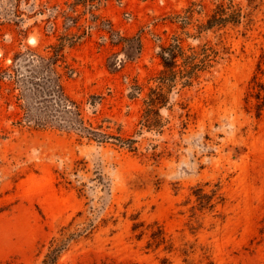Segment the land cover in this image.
Segmentation results:
<instances>
[{
  "label": "rangeland",
  "instance_id": "374dc122",
  "mask_svg": "<svg viewBox=\"0 0 264 264\" xmlns=\"http://www.w3.org/2000/svg\"><path fill=\"white\" fill-rule=\"evenodd\" d=\"M220 5L239 22L208 29ZM206 43L218 62L189 84L185 57ZM1 69L0 264H38L63 228L91 223L57 264H264V0H0ZM59 79L134 150L61 125L77 117Z\"/></svg>",
  "mask_w": 264,
  "mask_h": 264
},
{
  "label": "trees",
  "instance_id": "16d2710c",
  "mask_svg": "<svg viewBox=\"0 0 264 264\" xmlns=\"http://www.w3.org/2000/svg\"><path fill=\"white\" fill-rule=\"evenodd\" d=\"M241 14L237 10H232L231 13L227 11V8L224 5L219 6V10L212 16L211 19L208 20L207 28H211L214 26H225L228 23H238ZM163 55L162 60L164 62L165 70L161 73L162 76L159 78L160 86H166L165 83L174 80L177 77L178 72L175 70L178 65V58L183 55V49L178 41H175L174 44L169 47L162 48ZM168 54V58L166 59L165 55ZM219 51L212 48L208 43L204 44L201 47L200 52L192 50L191 54L185 57V66L189 68L188 70V82L191 84L195 78L196 71H205L210 69L217 63L219 59ZM4 70L1 69L0 76L3 74ZM61 79V77H60ZM59 79V80H60ZM1 80V79H0ZM57 89V98L60 101V107L62 108V112L69 113V115H75L77 120H69L62 121L61 125L66 126L65 128H73L78 130L81 133V137H87L89 140H96L98 143L107 142L108 138H114L118 142L115 143L120 147H127L130 150H134L132 140L124 139L121 135H112L110 133L104 132L102 126L95 127L91 120L85 119L82 115L81 106L77 105L66 93L64 89V85L61 80L55 85ZM255 93L252 95L253 98L256 99V109L258 115H260L262 111V106L264 105V84L258 83L256 87ZM151 106L154 105V100L151 101ZM71 113V114H70ZM155 126V125H148ZM36 128H48L47 124H35ZM197 198L201 203L204 204L203 207H207L210 210L214 209L218 204L217 193L213 190V194L211 196H207L202 193V189H198ZM143 225H136L134 230L142 227ZM69 227H65L62 229L60 233V237H54L48 246L47 252L44 255L42 261L38 264H57L60 257L63 255L65 251L68 250L70 245L73 242H77L81 237H88L93 231V224H89L88 227L84 228L81 231L69 232ZM143 231H141V235ZM151 238L154 242L159 246L160 244L165 243V236L163 235L160 227H158L157 231L152 233Z\"/></svg>",
  "mask_w": 264,
  "mask_h": 264
}]
</instances>
